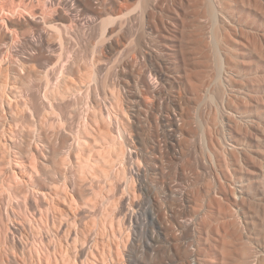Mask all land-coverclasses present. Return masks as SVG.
Masks as SVG:
<instances>
[{"label": "rangeland", "instance_id": "rangeland-1", "mask_svg": "<svg viewBox=\"0 0 264 264\" xmlns=\"http://www.w3.org/2000/svg\"><path fill=\"white\" fill-rule=\"evenodd\" d=\"M53 1L55 3H53ZM88 1L89 0H52L53 7H54L53 9H50L52 11L49 10V11H46L45 13H42L44 16L54 15L55 13L53 14V11H55V9H56L55 12H57V10H58V12H60L62 10V13L61 12L60 13L62 15H65L66 17H69V18H67L69 21H65L66 23L61 22L62 25L64 23L65 30H67V31H65L63 29L64 27L61 24H59V26H61V31L63 30L61 32L60 40H59L58 39L59 36H57V34H55V33L52 34L50 32H49L50 34L49 33L46 34V32L45 33L42 32L40 30L41 29L40 24L38 23L39 25H37L33 21L29 22L30 25L27 26L29 28H25L22 30V34L25 35V33H26V35L30 37L29 39L24 38L18 34L17 35L15 34L16 36L14 37L13 36L14 33L11 34V36L13 38L11 36H8L9 37L8 38L6 36L7 34H5V33H3L4 35H2L1 32H5V30H6V29H4L6 27H4V22L2 21L3 19H7V20H12V18L14 20H18L19 18L20 19H26V16L29 17L30 16L29 14H31V13H28V15H27V13H21L17 10H14V8H16V7L13 8V6H15L16 4L12 0H0V19H1L0 22H3V24L0 23V24H2V25H0V55H2V57L4 56L7 60L6 63H3L2 65L0 64V95L2 96V94H3L2 92L4 91L3 86L5 85L4 87L6 89V94L8 96V98H6L7 99L6 101H8V103L6 104V108H5L6 113L2 112V108L0 107V175H1L0 176V182H1V184H0V201H1L0 202V209H1L2 213L4 214L8 210H11V211L16 210L17 212H19V213H17V215H19L17 220L19 222L18 221L17 222L20 223L24 227V229L27 231V232H25V236L28 234L27 237H30L29 235L40 237V233H39L40 230L36 227H39L40 222L43 224V221L40 220V222L39 221L35 222L32 220L30 224L28 223L30 225V226H28V224H26V222L22 218V212L20 213V210L19 209H18L19 211L17 210V206L24 205L23 200H25L24 197L27 195L25 193H27L26 191H28V190H30L29 192H31V190H32V192L39 193V195H40V193H41V195L44 194L45 196L44 195L43 196L46 197V200L51 204V209L54 208V210H55V211L54 210H52V211H54V213H56V214L61 215L63 222H65L67 219L69 220V218L71 219V216L73 218V215H77V216H75L76 217L75 221H77V222L79 221V222L76 223V227H74V228L77 229L75 231H77L80 235H82L81 239L84 238L83 237L84 235L86 236L85 238H87V237L95 238L96 237L95 239L98 240V243L99 244L101 243L100 245L98 244V247H99V248H97L98 252L96 251L98 254L96 253L97 256L95 257V260H96V258H99V257L100 258L97 260H100V259L102 260L103 258H106V259L108 258L107 260H109L110 256H112L114 253H115V255L117 254L116 253V248H117V245H116L117 242L116 241H117V239L114 236L112 237V234L114 235L117 231L116 229L120 228L119 225L121 224V220H122V217L124 215V213H122L123 215L122 216L119 215V217H118V215L114 214L113 211L115 208H118L119 206H121V204H124L125 207L127 208L128 207L127 205H129V203L132 202L131 198H130V200H128L129 195L132 194V195H130V197H133L132 200L134 201V199H136L133 202V204H134L133 209L136 211V213L138 215L137 221L139 223L137 222V224H144L142 236L146 240L149 239L151 232L155 233L154 235L156 236L157 241L163 239V234L161 235V233L159 234V232H158L157 223L159 220L160 221L163 220L164 222H167L166 223L167 225L170 224L171 222H173L174 221L173 213L176 211V209L178 211L180 210L178 213H180L182 215V216L181 215L180 216L182 219H184L183 221L187 220L186 222H193V223H195V225H197V226H195V228L198 231L195 230V232L193 233V236H196V237H193L192 239H189V238L186 239L183 237L180 240H178V242H177L176 240H174L175 239L174 237L177 238L178 233L176 232V235H175L174 232H172L175 235V236L173 235L174 236L173 237L172 233L170 232L171 234L169 233L168 234L169 236H167V238L170 237V239L168 238L169 242L166 241V243H162V242H164V239H163L162 241H160L158 243V244H160L159 247H161V249L159 248L160 252L163 254H166L165 255L166 259H165L164 264H174L178 258V255L182 254V252L184 251V246H187L188 243L190 242L189 240H191V241L193 240V242H191V243H193V245L195 246L197 244L196 241L199 239V236H200V239L203 236L205 237V238L203 237L201 239V241H203L202 243H204V240L207 238V236H210L214 239H218L217 244H216V251L218 250V252L215 251V253H212L213 255H210V256L214 260L220 262L221 250L219 251L220 246L218 247V244L222 242L221 236H220L222 233V232L220 233L222 220L220 218H217V217H219L220 210H221L220 208H221V206L225 205V202H224V200H222L221 197L218 199L219 196L217 194L214 195V197H213V195H211V198H213L215 201H218V203H220V202H221V204L224 203V205H221V206L214 205L212 203L213 202L212 199H211L212 202L209 201L208 195H206V194H207V192L210 191V188H212V186H213L212 184L214 183V181L219 180V181H221V183H223V178L221 177L220 173H219V175H217V177L215 176L217 178L216 179L214 176H209V175L207 176L206 173L199 172L201 174H197V175L193 176L194 178L192 177L193 179L191 178L192 181H190L189 183H188V181H186L187 182L186 183L185 180H182V179H178L182 183H180L179 181H178V183L177 182L171 183L170 182L171 176L169 174H172V171L170 172L171 166L170 165L168 166V161L170 160V158H172V155L174 154V152L169 151L170 149H167L166 145L164 146L165 143H162V148L164 151V153L162 154L163 155L162 159H163V162L167 161V162H164L165 164L163 166V169H165V168L166 169L164 170L165 172L162 171V173L160 172L161 174L158 172L159 175L158 174L155 175L153 172V167H152L153 161L155 158L153 159V155L151 157L150 154L148 156H150L152 159L149 157L145 158V157H147V155H145V157L143 158L142 157L143 151H141L142 148H141V146H139L140 144L142 145L143 141H141V140L145 138V135L148 132L147 131L148 124H149L148 118L144 119L145 117H143L142 112L141 113L139 112V109L141 111L142 108L139 107L138 104H136L137 102L135 103V101H132L133 98L131 100V91H133V89H134V87H133L134 84L131 83L132 80H130V79L127 80L126 78L124 79V77H126V75L129 72L131 73L132 70H135L136 72L141 71L140 73L143 72L144 74H148V72L151 70L152 63H153V60L150 57L151 55L149 56L148 54L153 53L152 52L153 50L151 51V49H153L155 47L157 48L158 43H156V42L157 41L159 42L161 39V38L159 39V34L161 35V34L165 33V31L162 28H164L166 26L171 28L170 29L171 31H174V32L176 31L175 33H173V32H171V33L173 35L175 34V36L177 38H175V37L174 38L176 39L177 42L172 43V45H174V47H170V48L165 49V50L167 52H172L173 48H175V50L177 52V56L178 57L180 56V61L182 59L184 60V61L182 60L181 63L182 62H184V64L187 63L186 70L188 69V71H186V72H188V75L186 77H188L191 74V76H189V77H190L191 81L193 82V84L195 83L194 85H198L200 83L202 84L204 77L206 78L205 75H207L209 78L210 75H212L214 72H217L216 65L214 64L215 63L214 57L216 54L213 53V50L215 52V48H214L215 46L212 44L213 42H211L212 39H211V36L209 35L210 34L209 31L211 30L209 28L213 25V23L211 25L212 20L207 15L206 7H205V5L207 4L206 1L199 0V1L195 2V1L191 0V1H193V2H191V1L187 0V1H189V2H187L186 0H183L182 3H181L182 0L181 1H179V0H172L171 1L170 0V2H169V0H146L147 2L145 0H144V2H143V0H141V1H139V0H127L126 1L125 0L126 2L123 1L121 6L122 5L124 6V3H125V6L122 7L123 9L120 11V13H124V14L126 13L129 15H124L126 17V18L124 17L125 24L122 20V22H123L122 23V29L120 30V33H121L120 34L121 35L120 36V42H121L122 47L117 50L118 52L114 53L116 55V57H115V55L112 54L113 56L111 55L112 57L110 56L109 59L108 58L105 59L101 55V52H100L102 45H101V43L99 45V42H101L100 38H102L103 33L101 32L100 29H98V25H97L100 22L99 20H101V16L99 17V13H119V12H116V10L114 11V9L109 7V6H108L109 8L107 7L109 12H108V10H105L106 12L105 11L102 12L100 7L95 6L96 5L95 3H93L94 6L89 7L87 4ZM93 2H95V1H93ZM142 2L147 3V5H148L147 7H149V8H147L148 13L153 12L151 14V17H150L152 22L151 21L149 22V25H151V28L153 29L152 33H150V34H149L148 30L143 31L144 28L141 27V24L139 22H137V21H139V19H137V18L140 15L138 13H141V12L145 13L144 10L142 11V8L140 7L141 6L140 3H142ZM173 2H174V4H173ZM194 2L197 3L196 4V10L193 7ZM226 2H225V4H226L225 7H226V9L228 8L227 9L228 11L227 10L226 11H227L228 15L232 14V16H233V18H232V16L231 17L228 16L227 17L228 19L232 18V19H234V21H238V22L240 21V23L243 26H245V25L247 27L248 26L251 27L252 25L253 26L251 28L252 30L248 29L250 31L242 30L243 34H241V31L239 32L237 30L239 32V34H241L239 36L238 32L236 35H233V34H235L234 33L235 31L230 30L232 32H229L228 25H226L228 32H223L222 34H223V36L227 35L226 37L229 36L228 38L225 37V39L227 40L226 42H228V46L230 47V49L232 48L231 50H234V52L233 51L232 52L235 54V57H237L236 63H238V65L242 67L244 65L243 64V61H244L245 65L243 67L245 68V70H247L249 67L251 69L255 70L258 60H257L256 55H255L256 49L253 45V42H254L253 36L256 34L253 33L252 31L255 32V31L259 30L258 33H260V34L264 33V32H262V30L264 31V27H260L258 29V27L256 25V18L258 17L259 13L264 12V9L261 5L262 3H261V1L258 2L257 0H228ZM169 3L170 4L172 3V4L169 5ZM181 4H183V6H181ZM229 4H230V6H228ZM109 5H111V4H109ZM173 5H175V7ZM176 5L179 8H177ZM59 7H61V8H59ZM170 7H172V8H170ZM193 8H194V11H196V13H200L201 17H203V18H200V20H201L200 25L202 28L206 29V30L204 29V31H203V29L199 25V28L202 29L199 32H201L202 34L200 37L196 36V38L197 39L200 38V40H201V39H204V38H202V36L203 37L205 36V38L207 37V39H208V40L207 39L206 40L209 41V43L207 42V45L212 44L211 46H207L206 47L207 49H206L205 47H203L205 45V43H204L205 39L203 40V43L200 42V44L197 46L201 47L200 45L202 44V49L199 48L202 52L199 49H196L197 51L194 50V48H196L197 46H194L191 43V42H193L192 40L194 39L193 36H195L197 33H199L197 31L194 32L195 31V30H193L194 28L192 29L190 27L191 25L189 23L190 22L189 21L190 16L188 14H190V12L193 11V10H191ZM147 10H145L146 13H147ZM16 11L18 13H14ZM173 12H174V14L175 13H183V14L186 13L183 16V17H185L184 23L180 24V21L177 20L176 23L178 25L176 24V25L170 26L169 21L173 19L172 17H174ZM63 13H65V14H63ZM136 13H137V15H136ZM158 13H160V14L158 15ZM217 13H224V12H221V11L219 12L217 10ZM152 16H154V20H153ZM205 16H206V18H205ZM131 18H132V20H131ZM135 20H137V21H135ZM31 22H33V23L31 24ZM163 24H164V27H163ZM182 24H184L183 27L185 26V28H183V27L181 28ZM93 25H94V27H93ZM96 25H97V27H96ZM132 25H134L135 27ZM208 26H209V28H208ZM95 27H96V29H95ZM229 29H230V27H229ZM39 30H40V32H39ZM180 30L181 31L184 30L182 32V34H180V32H181ZM137 31L139 33L142 31L143 33L141 32V34H139ZM202 31L208 32V34L206 33L207 34L206 35ZM129 32H131V33L129 35H127ZM76 33H78V34L80 33L81 35H83L82 37H84V34H85V37H84L85 39H83V38L80 39L79 37H81V35L79 34L80 35L79 36ZM157 33H159V34H157ZM244 34H246V35H244ZM27 36H25V37H27ZM139 36H141V37L144 36L141 39H145V41L148 43L149 47H150V44L152 42L151 40L154 39L153 42L155 40H157L155 43L151 44L152 46L154 45L155 47L151 46L150 47L151 49L149 47L147 48V55H145L144 61L142 60L143 62H141V61L139 62V59H138L139 57L135 53L130 54V52L132 51V49H130V48H132L130 46V44L134 43V41H138ZM135 38H138V39L136 40ZM230 38H233L234 41H233V39H230ZM32 39H33V41H32ZM60 41H62L61 45H60ZM194 41H197V40H194ZM251 44H252V46H251ZM212 47H213V49H212ZM253 47L255 50L253 49ZM125 49H127V50L129 49V50L127 51ZM148 49H150V50L148 51ZM192 49L194 50L195 53H197V55H200L199 57H201V58H198L197 55H195V56L198 59L195 58V56H194L195 53L192 52L193 51ZM236 52H237V54H236ZM127 53L130 55L128 56ZM132 55H134V57ZM124 56H125V58H124ZM202 56H203V58H202ZM2 57H1V59H2ZM181 57H184L185 59L181 58ZM191 58H193V59H191ZM117 59L121 60V62L119 64H124L126 62L132 61L133 65L136 68L135 67L134 68L128 67L129 69L125 68L123 72L124 73L127 72V73L123 77V76L119 75L121 73L118 72V70H117V68L119 69L121 66L119 64L118 65L116 64L119 62V60H117ZM209 59H211V60H209ZM205 62H206V64H205ZM142 63H143V65H142ZM207 63H208V66H207ZM130 64H131V62H130ZM184 64L182 63V65H184ZM203 64H204V66H203ZM241 64H243V65H241ZM124 65H126V64H124ZM133 65H132V67H133ZM109 68L111 69V71L113 69H115V70H113V72L115 71L114 72L115 74L110 71V72H108V77L106 78V75H107L106 69H109ZM144 70L145 71L148 70V72H145ZM205 72H207V73H205ZM224 72H226V69ZM109 73H111V75L113 77L109 76L110 75ZM226 73H224V74H226ZM104 75H105V77H104ZM115 75H117V76H115ZM226 75H230V74L227 73ZM226 75H224L225 77L224 76L223 77L226 78ZM186 77L184 80L187 79ZM246 77H248V76H246ZM199 78H200V80H199ZM201 78L203 79L202 81H201ZM99 80H101V81H99ZM125 80H127V81H125ZM116 81H117V83L120 81L119 84L127 89L126 95L123 96V94H122V95H120V98L118 96H116V98H115L112 95L115 93V92L113 93L112 88H115L114 85L116 84ZM128 81H129L130 85H129V83H127ZM206 81H207V78L205 79V82ZM104 82H106V85L104 84ZM124 82H126L127 84ZM110 84H111V86H110ZM103 86H104V88H103ZM109 86L111 87V89ZM94 88H96V89L94 90ZM186 88L188 89V86L185 85L184 88L182 87V89H179L176 92L175 91L169 92V95L170 94L171 95H180L181 97H184L185 93H186V95H188V90ZM55 89H57V90L55 91ZM109 89L112 92L109 91ZM183 89H185V90H183ZM115 90H116V88H115ZM186 90H187V92H186ZM61 92H64L65 94H61ZM50 93H52V94H50ZM110 93H112V94H110ZM45 95H46L47 99H43V98H46ZM49 97L51 98V100ZM52 97H54V98H52ZM112 98H115L114 99L115 100L114 106H116L115 107L116 109L118 108L117 107L118 103H120L119 108L120 107L123 108L127 102L126 106L127 105L128 106L126 107V109L128 108L127 113L130 116L131 115L133 116V114L135 116L137 115L136 117H138V118L142 116L141 117L142 121L140 120V118L137 119L133 116V119H134L135 123L138 124V126H140L143 123H144L143 125L146 124L144 126V128H143V125L140 126V128L142 127L141 129H144V130H141L139 127H137V130H136L137 132H136V135L134 137V140H135L134 146H136V145L139 146L141 154H140L138 147L136 146V149H133V151L135 150V152L138 153V156L136 158L137 161L135 160L134 162L137 164V163H139V160L141 159L140 163L138 164L141 166H144L145 164L147 165V163L149 162L148 167L151 166V169L149 168L150 171H148V173L150 172L152 177L147 173L146 175H148L149 178L148 177L146 178V176H145V178H146V180H145L142 177L143 182L140 183V185H139L138 181H136L138 183L133 182L134 187L131 189H128L130 191V192L128 191L129 194H127V191L126 192H124L125 190L123 191V189H125V187H124L125 181L124 180L126 179V177H124L125 176L124 174L120 173L118 176L116 174V172H114L116 177H115V175H113L114 178L113 177L112 178H110V177L106 178L105 177V175H107L105 173H108L107 172L108 171L107 165L115 164V167H114L115 171H116V168L119 170V168L121 167L120 166L121 164L117 163V159H119V158H117V157H119L118 146L116 148H111V150L109 151V154H110L109 158H107V156H105L106 155L105 152L107 151V149H106V151L103 150V149H105V146L103 145L105 143L104 142L105 139L108 138L109 135L111 138L113 137V135L114 136L116 135L112 129L113 125L111 124L112 127L110 126V128H109V123L107 124L108 121L104 119L105 117H104V109L103 108L105 105L106 106L109 105L110 100H111V102H114ZM48 99H49V101H48ZM126 100H128V101H126ZM149 100H147V101H149ZM129 101H132V103L131 102L129 103ZM204 104L206 107L203 105L199 111H201L202 109L208 110L210 108L209 106H212L213 102L212 103L205 102ZM216 104L217 103L215 102L213 105L215 106ZM211 108H213V107H211ZM211 108L209 109V111L211 110ZM5 109H4V111H5ZM4 117H5V119H4ZM143 119L147 120V121H144ZM138 120H140V122ZM137 122H139V123H137ZM196 124L197 123H195V127H197ZM198 128H199V126H198ZM198 128H195V130L197 129L196 133L199 134ZM104 137H105V139H104ZM83 139H85V140H83ZM138 140L141 142H139ZM79 141H81V143L84 141L83 145H79ZM136 141H138V142L136 143ZM199 141H200L199 138L195 137L193 142H192V145H193V147L195 146L196 149L198 148L200 150L201 148H200L199 143L201 141L200 142ZM35 145L39 151L41 150L40 154L42 153L43 155H45V156H43L41 154L42 157L45 158L44 159L45 161L43 159H41L40 157H39L40 159L38 158V161H37V159H35V160L33 159V156H32L33 152H32L31 147L32 146L34 147ZM29 146H31V147L29 148ZM78 146L83 147L82 149L86 148V150L84 149V151L81 152L82 150H79L81 147H78ZM98 146H100V147H98ZM42 148L43 149L45 148L44 149L45 151ZM112 149H114L115 152L118 153V155ZM49 152L51 154H49ZM28 153H30L31 155ZM72 154L75 157H73ZM76 154H78V155H76ZM102 154L104 155L103 158L100 157ZM139 154H140L141 158H139ZM25 155L30 160H28V159L26 160ZM28 155H30V156H28ZM76 156L82 157V160H81V158H80V160L78 158V161L75 160L78 163L81 162L82 165L78 164L77 162L74 161V159L77 158ZM29 157H31L32 160H34L35 162L32 161L31 158H29ZM62 159L64 161H67V162H63ZM102 159H103V161H102ZM104 159H106L107 161ZM114 159H116V160H114ZM150 159H151V161H150ZM58 160L63 162L64 166L62 163V165L60 167L61 162H59ZM68 160H69V163H68ZM94 160H96V161H94ZM113 160H114V163H113ZM18 161H20V162L23 161L21 163H24V168L20 167V162H18ZM39 161L41 162L40 165L38 164ZM32 163L38 164V165L36 164L37 166L35 165L37 170H35V169H34V171L31 170V168H33L34 165H32L33 166L32 167L29 164H32ZM55 163H57V164H55ZM116 163H117V165H116ZM15 164L16 165L18 164L17 168L13 166ZM84 164L90 165V166L84 167V169H82L83 168L82 166H85ZM25 165H28V167H26ZM76 165H79V167L81 166L79 169L82 172L84 170L87 174H85V172H83L81 174L80 173L81 171L76 170L77 169ZM57 166H58V168H57ZM117 166H120V167H117ZM70 167H71V169H70ZM85 168H86V170H85ZM87 168L91 169L92 171L88 170ZM10 169H11V172H9ZM12 170H14L16 175L13 174L14 172ZM71 171H73V172H71ZM229 172H230L229 175H232L231 171H229ZM1 173L3 174V176ZM10 173H12V174H10ZM36 173L37 174L39 173L40 175L38 174V176H36L35 175ZM225 174H226V172H225ZM7 175H9L8 176L9 178L12 177V175H13V177L9 179L7 177ZM79 175H81V176H79ZM87 175H88V177H87ZM16 176L19 179H17ZM32 176H34V177H32ZM35 178H36V180H35ZM177 178H179V177H177ZM14 179H16V180H14ZM162 179H164V180H162ZM167 179H169V180H167ZM197 179H199L198 182L197 181L195 182V180H197ZM9 180H11V181H9ZM167 181H169L170 183L169 182L167 183ZM7 183H9V184H7ZM19 183L22 184L23 186L20 185ZM10 184L12 186H9ZM133 184H132V186H133ZM169 184H171V186L174 187L173 188L174 190L170 189L172 187ZM25 185L28 187H26ZM6 186L7 187L9 186L10 188L9 187L7 188ZM15 187H16V189H15ZM23 189L25 192L23 191ZM189 189H190V191H189ZM14 190H16V191L14 192ZM170 191H172L174 193H171ZM12 192H13V194H12ZM18 192H19V194H18ZM20 193H22V194H20ZM68 193L71 194L73 196V198H75V201H73V203L67 204L65 197H66V195L70 196ZM185 193L190 197L191 202H190V200L185 199V197L187 196V195H185ZM7 194H10V195H7ZM14 194H15V196H13ZM16 194H17V196H16ZM178 194L182 195L181 196L182 198H180V196ZM10 196L12 197L11 199L8 198ZM197 196H199V197H197ZM126 197H128V198H126ZM161 197H162V199H161ZM189 197H187V198H189ZM195 197H197V198H195ZM120 199H121V201H120ZM179 199H181V200H179ZM183 199H185L186 201ZM9 200L12 202L9 203ZM139 201H140V203H139ZM180 201H181V204L183 202L184 206L183 205L181 206ZM2 202H4V203H2ZM75 202L77 205H75ZM6 204L8 207L6 206ZM135 204H136V206H135ZM2 205H5V206H2ZM246 205L248 206L247 209L245 207ZM254 205H255L254 203H245L244 207L242 205L240 208H237V209L233 208L232 210L235 211L238 215H240V211H241V213L244 212L246 215H248V213H249V215H250V213H252L253 221L255 222L256 225H258L255 229L258 228L257 230H260L259 228L262 226L261 225L262 224L261 223L262 212L259 211V210H261L260 208L258 209V207L256 205H255V207H256L255 208ZM88 207L90 208V210H87V209H89ZM112 207H114V208H112ZM211 207H213V208H211ZM2 209H4V210H2ZM206 210H209L211 212L210 215L212 214L213 218L209 217L210 215H206V213L208 214V212H209ZM255 210H256V212H255ZM11 211H8V212H11ZM16 211H14V212H16ZM82 211L83 212L85 211V213H83ZM247 211H248V213H246ZM171 212H173V213H171ZM260 212H261V214H260ZM71 213L73 215H71ZM109 213H111V214H109ZM218 213H219V215H218ZM99 214H101V216ZM202 214H204V215H202ZM62 215H63V217H62ZM163 216H164V218H163ZM61 218H60V221H61ZM111 219H113V220H111ZM117 221H119L120 223ZM37 222H39V223H37ZM168 222H170V223H168ZM22 223H24L25 225ZM109 224H112L111 225L112 228H109V227H111V226H109ZM219 225H220V227H219ZM168 226H170V225H168ZM55 227L56 226H54V228ZM197 227H198V229H197ZM263 227H264V225H263ZM64 229L61 231V233H59V235H58L59 239L58 240H56V239L53 240L51 236H50L51 237V239H50L49 235H48V237H47L48 241L47 240L45 241L46 243H44V247H43L44 249L41 248L43 250L42 251L43 255L46 256V259H45L46 262L49 261V263H46L45 260H43L44 264H53V263L54 264H56V263L57 264H64L65 262L67 264L69 262L73 263V261H71V260H73V258H74L73 255H75V252L73 251V253H72V251L71 250L69 251L65 246L64 247L61 246V248H60V245L57 244L59 242L64 244V242L66 240V238H65L66 234H65ZM110 229H113V231H111ZM262 229H264V228H262ZM211 230H213V232ZM56 231H57V229H56ZM93 231H95V232H93ZM111 232H112V234L110 235ZM254 232H257V231H254ZM219 233H220V235H219ZM93 235H94V237H92ZM160 235H161V237H160ZM218 236H220V237H218ZM210 237H208L207 239L209 240ZM171 238H174V239H171ZM110 239L111 240L113 239V240L111 241ZM170 240H172L171 243H170ZM49 242L50 243L52 242V244L49 245L50 244ZM172 243L173 244L175 243V244L173 245ZM191 243H189V244H191ZM2 244L3 243H1V245H0V256H1L0 261H2V262H0L1 264H4V263L7 264L6 259L8 258V256L10 259V255H12L13 253H15V255H16V261L18 264H24V263L25 264H37L38 260H36L37 257L33 253L34 251L31 249V246H30V248H29V246H27L28 247V249H26L27 251L25 250V252H23V253L20 252V254H19L18 252L12 250L11 245L4 243L3 244L4 246H3ZM219 245H221V244H219ZM49 247H50V249H49ZM54 247H56V248H54ZM199 248L200 249L198 251V256L200 255L201 256L200 258H203V256L206 258L208 253L205 251V249L204 250L202 249V248H205V246L204 245L202 246L200 244ZM45 249L46 250L49 249V253H48L49 255L45 254ZM53 249H54V251H53ZM56 249L59 252H57ZM175 249H177V250H175ZM50 250H51V252H50ZM201 250H203V252H200ZM112 251H113V253H112ZM101 252H103L104 254H102ZM29 253H31V255ZM217 253H218V255H217ZM47 255L50 257H48ZM101 256H103V258ZM218 257L220 260H217ZM152 259H154V258H152ZM55 260H57V262ZM139 260H143V259L141 258ZM170 260H172V261H170ZM190 263L195 264V260L194 259L190 260Z\"/></svg>", "mask_w": 264, "mask_h": 264}, {"label": "bare ground", "instance_id": "bare-ground-1", "mask_svg": "<svg viewBox=\"0 0 264 264\" xmlns=\"http://www.w3.org/2000/svg\"><path fill=\"white\" fill-rule=\"evenodd\" d=\"M12 1L16 4L15 6H13V8L16 7V8H14V10H17L21 13H27V15H28V13H31V14H29L30 15L29 17L26 16V19H20V18H19L20 20L19 19L14 20L13 18H12V20L3 19L2 21L4 22V27H6L4 29H6V30H5V32H1L2 35H4L3 33H5V34H7L6 36L8 37V36H11L12 33H14V35H13L14 37L18 34L24 38L29 39L30 37L27 36L26 33H25V35L22 34V30L25 28H29V27H27L28 25H30L29 22L33 21L37 25L40 24V26H41L40 30L42 32H44V33L46 32V34H48L49 32L52 34L55 33V34H57V36H59L58 39L60 40V35H61V32L63 30L61 31V26H59V24H61V22L66 23L65 21H69L67 19L69 17L62 15L61 9H60L61 11L59 10L61 13L58 12V10H57L58 13L55 12L56 11V9H55V11H53V14L55 13L54 15L44 16L42 14V13H45L46 11H49L50 9L54 8L53 7V3H55L54 1H53V3H52V0H12ZM93 1H95V2H93ZM123 1H125V0H89L88 3L86 2L89 7L94 6L93 3H95L96 4L95 6L100 7L102 12L105 10H108L109 7L113 8L114 11L116 10V12H119V13H99V17L101 16V20H99L100 22L97 25H98V29H100L101 32L103 33L102 38H100L101 42H99V45L101 43L102 46H101L100 52H101V55L105 59L106 58L109 59V57L112 54L115 55L114 53L118 52L117 50L122 47L121 42H120V36H121L120 30L122 29V23L124 22V17H125L124 15H129L126 13L125 14L120 13V11L123 9L122 7L125 6V3H124V6L123 5L121 6ZM139 1H141V0H139ZM179 1H181V0H179ZM189 1H191V0H189ZM189 1H187V2H189ZM193 1L197 2L199 0H193ZM193 1H191V2H193ZM204 1H206V3H207L205 5L207 15L212 20L211 25L213 23V25L212 26L210 25L211 26L210 28L208 26V28L211 29L210 30L211 32L209 31V33H210L209 35L211 36L212 41L211 40L210 41L213 42L212 44L215 46V47L213 46L215 48V52L213 50V53L216 54V55L214 54L215 55V57H214L215 63L214 64L216 65V69H217V72H214L215 74L213 73L212 75H210L209 78L207 75L204 74L207 78L206 82H205L206 78L204 77V80L201 78V81L203 80L202 84L200 83L201 85L198 83H197L198 85H194L195 83L193 84V82L191 81V79L189 77V76H191V74L188 77H186L188 75V72H186V71H188V69L186 70L187 63L184 64V62H182L184 64V65H182L181 61L183 59L180 61V56L179 57L177 56V52H176L175 48H173V51L171 50L172 52H167L165 50V49H168L170 47H174V45H172V43L177 42L175 39L177 37L175 36V34L173 35L171 33V32L175 33L176 31L175 32L171 31L170 30L171 28H169L167 26L164 27V24H163L164 28H162V29L165 31V33L161 34V35L159 33H157V34H159V39L161 38L160 41L158 42L157 40H155L153 42L154 39L151 40L152 41L151 44L155 43L157 41L156 42V43H158L157 48L154 45L152 46L150 44V47L151 46L155 47V48L151 49L148 46V43L145 41V39H141L144 36H142V37L139 36L138 41H134V43H131L132 45L134 44L133 46L130 44V46L132 47V48H130V49H132V51L130 50L132 52V53L130 52V54L135 53L139 57V58L137 57L139 59V62L144 61L145 55H147V48L148 47L151 49V51L153 50L152 54H148L149 56L151 55L150 57L153 60L151 70L149 72H148L149 69L147 71L144 70L145 72H148V74H144L143 72H142L143 73L142 74V73H140L141 71L136 72L135 70H132V71L130 70L131 73L129 72L130 74L128 73L129 75L127 74L126 77H124L125 74L127 73L126 71H125L126 73L123 72L125 68H128V67L134 68L135 67L133 65V62L130 61L131 64H130V62H126V63H124L126 65H124V64H119L121 62V60L117 59V60H119V62L116 60L118 63H116V62L115 63L117 65L118 64L121 65L119 69L117 68L118 72L121 73L119 75L123 76L124 79L126 78L127 80L128 79L132 80L131 83L134 84V86H133L134 89L132 88L133 91H131V100L133 98L132 101H135V103L137 102L136 104H138V106L142 108L141 111L139 109V112L140 113L142 112L143 117H145L144 119L148 118V123H149L148 128H147L148 132L146 133L145 138L141 140V141H143L142 145L140 144L139 146H141V148L143 149V150L141 149V151H143V156H142L143 158L145 157V155H147V157H145V158H148V157L151 158L152 155H153V159L155 158L153 161V165H152L154 174L157 175L158 172L162 173V171H164L166 169V168L163 169V166L165 164L164 162H167V161L163 162V159H162L163 158L162 154L164 153L163 148H162V143H165L164 146L166 145V148L170 149L169 151L174 152V154L172 155V158H170V160L168 161V166L169 165L171 166L170 172L172 171V174H169L171 176V177L169 176L171 183H174V182L178 183V181L180 183H182L178 179L185 180V182L188 181V183H189L190 181H192L191 178L193 176H195L197 174H201L199 172L206 173L207 176L209 175V176H214V177L215 176L217 177V175H219V173H220L221 177L223 178V183H221V181H219V180H216L212 184L213 186H212V188H210V191L209 192L206 191L207 192L206 195H208V198H209L208 200L211 201V199H212L213 202L212 201L211 202L214 205L221 206V205H224V203L223 204H221V202L218 203V201H215L213 198H211V195H213V197H214V195L217 194L219 196L218 199L221 197L222 200H224V202H225V205L221 206V208H220L221 210L219 209L220 215L218 213L219 217H217V218H220L222 220L221 221L222 225H221V230H220V233L221 232L222 233H221V235L219 233V235L221 236L222 242L219 243L221 245L218 244V247L220 246L219 251L221 250V253H220L221 260L219 259V257L217 259V260H220V262L214 260L210 256V255H213L212 253H215V251H216V244H217L218 239H214L210 236H207V238L210 237L209 240L207 238L205 240L203 239L204 243H202L203 241H201V239L204 236L201 239L199 236V239L196 241L197 244L195 246L193 245V243H191V242H193V240L192 241L189 240L190 241L189 243H191V244L188 243L187 246H184V251L182 252V254L178 255V258L176 261L174 260L175 261L174 264H191L190 260H192V259L195 260V264H264V229H262V228H264L263 227V225H264V33H261V34L258 33L259 30L255 31V32L252 31L253 33L256 34L253 36V38H254L253 45L256 49L255 55H256V58L258 61H257V66H256L255 70L251 69L250 67H249L250 69L248 68L247 70H245V68L243 67L245 65L244 61H243L244 65L241 64V65H243L242 67L239 66L238 63H236L237 57H235V54L233 53L234 50H231L232 48L230 49V47L228 46V42H226L227 40L225 39V37L227 35L223 36L222 33L228 32L226 25H228L229 32L235 31L234 32L235 34H233V35H236L238 31L239 32L241 31V34H243L242 30L250 31V30H252L251 28L253 25L251 27H249V26L247 27L246 25L243 26L240 23V21L239 22L234 21V19H232L233 18L232 14L228 15V13H227L228 8L226 9V7H225V5H226L225 2L228 0H204ZM257 1L258 2L261 1V3H262L261 5L264 9V0H257ZM143 2H144V0H143ZM143 2L140 3V5H141L140 7L142 8V11L144 10L145 13H142V12L138 13V14H140L139 17L137 16L138 17L137 19H139V21H137V20H135V21H137L141 24V27L144 28L143 31L148 30L149 34H150V33H152L153 29L151 28V25H149V22L151 21L150 17H151V14L153 12L148 13L147 8H149V7H147L148 6L146 3L147 1L145 2L146 4ZM169 2H170V0H169ZM182 2H183V0L181 1V3ZM195 2H194L193 7L196 10V4L197 3H195ZM109 4H111V5H109ZM171 4L169 3V5H171ZM173 4H174V2H173ZM183 4H181V6H183ZM173 6L175 7V5H173ZM228 6H230V4ZM59 8H61V7H59ZM170 8H172V7H170ZM177 8H179V7L177 6ZM194 8L191 9V10H193L192 12H190L191 15L188 14L190 16V18H189L190 22L189 23L191 25V26L190 25L189 26L192 29L194 28L193 29V30H195L194 32H196V31L199 32L202 29L204 31L205 28H202L200 25L201 24L200 18H203V17H201L200 13H196V11H194ZM145 10H147V13ZM217 10L219 12L221 11L224 13H217ZM17 11L14 13H18ZM50 11H52V10H50ZM108 12H109V10H108ZM63 14H65V13H63ZM159 14L160 13H158V15ZM173 14H174V12H173ZM185 14L186 13H184V14L183 13H175L173 15L174 17H172L173 19L169 21L170 26L176 25L177 20L180 21V24L184 23L185 17H183V16ZM136 15H137V13H136ZM228 16L229 17L232 16V18H230L231 20L227 18ZM152 17L154 20V16H152ZM205 18H206V16H205ZM122 20H123V22H122ZM131 20H132V18H131ZM3 22H0V23L3 24ZM33 22H31V24ZM64 23H63V25L62 24L61 25L64 27V28L63 27L62 28L65 30ZM2 24H0V25H2ZM124 24H125V22H124ZM94 25H93V27H94ZM97 25H96V27H97ZM134 25H132V26H134ZM183 25L184 24L181 25V28L183 27ZM199 25L202 29L199 28ZM256 25H257L258 29L260 27H264V12L259 13L258 17L256 18ZM96 27H95V29H96ZM229 27H230V29H229ZM183 28H185V26ZM248 29H250V30H248ZM40 30H39V32H40ZM230 30H232V31H230ZM65 31H67V30H65ZM183 31L184 30H182L180 32V34H182ZM141 32L140 33L138 32V33L141 34ZM239 32H238V34H239ZM262 32H264V31L262 30ZM130 33L131 32H129L127 35H129ZM203 33L208 34V32H203ZM76 34H78V33H76ZM201 34L202 33L199 32L195 36H193L194 37V39L192 40L193 42L190 41L192 43V45L197 46L200 44V42L203 43V40L205 39L204 43L206 46L203 44L204 45L203 47L206 48L207 46H211L212 45L211 43H210L211 45H209V44L207 45V42L209 43V41H207L208 40L207 37L205 38V36L204 37L202 36V38H204V39H201L202 41L200 40V38L199 39L196 38V36L200 37ZM241 34H239V36ZM244 35H246V34H244ZM25 36H27V37H25ZM82 36L83 35H81V37H79V38L85 39L84 38L85 34H84V37H82ZM228 37H226V38H228ZM138 38H135V39L137 40ZM230 39H233V38H230ZM194 40H197V41H194ZM32 41H33V39H32ZM233 41H234V39H233ZM61 42L62 41H60V45H61ZM200 46L201 47L197 46L196 48H194V50L199 49V48L202 49V44ZM251 46H252V44H251ZM213 47H212V49H213ZM254 47H253V49H254ZM150 49H148V51ZM125 50H127V49H125ZM194 50L192 52H194ZM130 54H128V56ZM236 54H237V52H236ZM195 55H197V53H195L194 56ZM0 56L2 57V55H0ZM132 56L134 57V55H132ZM199 56L200 55H197L198 58H201ZM1 57H0V59H1ZM115 57H116V55H115ZM197 57L195 56V58H197ZM124 58H125V56H124ZM181 58H184V57H181ZM202 58H203V56H202ZM191 59H193V58H191ZM209 60H211V59H209ZM6 61H7L6 58L3 56L2 59L0 60V64L2 65L3 63H6ZM205 64H206V62H205ZM132 65H133V67H132ZM142 65H143V63H142ZM203 66H204V64H203ZM207 66H208V63H207ZM109 69H106V72H107L106 78L108 77V72L111 71V69L110 70ZM115 69H113V70H115ZM225 69H226V72L229 73L230 75H226L227 73L224 72ZM113 70L111 72H113ZM205 73H207V72H205ZM224 73H226V74H224ZM109 74H110L109 76H112L111 73H109ZM223 74L226 75V78H224L225 76ZM115 76H117V75H115ZM246 76H248V77H246ZM104 77H105V75H104ZM185 77L187 78L186 80H184ZM101 80H99V81H101ZM127 80H125V81H127ZM199 80H200V78H199ZM119 82L117 83V81H116V84L115 85L113 84L116 88V90H115V88H112L113 93L114 92L115 93L114 94L110 93L115 98H116V96H118L120 98V95L123 94V96H124V95H126V92H127V89L125 87L121 86L119 84ZM124 83H126V82H124ZM127 83H129V81ZM104 84L106 85V82H104ZM129 85H130V83H129ZM185 85L188 86V89L186 88L188 90V95H186V93H185L184 97H181L180 95H171V94L169 95V92H171V91L176 92L177 90L182 89V87L184 88ZM4 86H3L4 91L2 92L3 94H2V96L0 95V107L2 108V112L6 113L5 108H6V104L8 103V101H6L7 100L6 98H8V96L6 94V89ZM110 86H111V84H110ZM103 88H104V86H103ZM95 89L96 88H94V90ZM110 89H111V87H110ZM110 89H109V91H111ZM56 90L57 89H55V91ZM183 90H185V89H183ZM187 90H186V92H187ZM52 93H50V94H52ZM61 94H65V93L61 92ZM45 97H46V95H45ZM54 97H52V98H54ZM115 98H112L114 102H111V100H110L109 105L108 106L105 105L103 108L104 109V117H105V118L104 117L103 118L108 121L107 124L109 123V128H110L111 124L113 125L112 129H113L114 133L116 134L115 136L113 135L112 138L110 137V135L106 139L104 137L105 143L103 145L105 146V149H103V150L106 151V149H107L106 152L109 154V151L111 150V148H116L118 146L119 157H117V158H119V159H117V163L121 164L120 165L121 167L117 166L120 168H119V170L116 168V171H115L114 170L115 164L107 165V167H108L107 172L108 173H105V174H107V175H105V177L106 178H109V177L112 178L113 175H115L114 172H116V174L118 176L120 173L124 174L125 175L124 177H126L125 180L123 179L125 181V183H124L125 189H123V188L122 189H123V191L125 190L124 192L127 191V194H129L128 189H131L134 187L133 182L138 181L139 185H140V183L143 182L142 177L145 180L147 177L149 178V176L146 174L148 173V171H150L151 166L148 167L149 162L147 163L146 161L145 162L147 163V165L146 164L144 166L138 165L140 163L141 159L139 160V163H137V164L134 162L138 156V153L135 152V150L133 151V149H136V146H137V145L134 146V141H135L134 137H135L136 132H137L136 131L137 127L140 128V126L143 125L144 123L141 124L140 126H138V124L135 123L133 116L137 119L140 118V120L142 119L141 118L142 116L139 118L136 117L137 115L135 116L134 114H133V116L132 115L130 116L127 113L128 108L126 109V107L128 106V105L126 106L127 102H126L125 106L123 107L124 109L122 107L119 108L120 103H118V105H117L118 108L116 109L115 108L116 106H114L115 105L114 104ZM43 99H47V97L43 98ZM50 100H51V98H50ZM147 100H149V101H147ZM48 101H49V99H48ZM126 101H128V100H126ZM132 101H129V103L130 102L132 103ZM205 102H207V103L213 102V104L216 102L217 104L215 106L213 104H212V106H209L210 108L213 107V108H211L210 111H209L210 108L208 110L202 109L201 111H199L203 105L205 106V104H204ZM4 109H5V111H4ZM4 119H5V117H4ZM140 120H138V121L140 122ZM144 121H147V120H144ZM139 122H137V123H139ZM195 123H197L196 124L197 127H195ZM145 125H143V128ZM198 126H199V128H198ZM194 127L199 129V134L196 133L197 129L195 130ZM141 130H144V129H141ZM195 137L199 138V140L201 141V142L199 141L201 149L199 150L197 148L199 151L195 148V146L193 147V145H192V142H193ZM83 140H85V139H83ZM138 141H136V143ZM141 141H139V142H141ZM83 142L81 143V141H79V145H83ZM139 146H137V147L140 151ZM30 147L31 146H29V148ZM78 147H81V146H78ZM98 147H100V146H98ZM31 148H32V152H33L32 156H33L34 160L37 159V161H38L39 157L43 160L45 159L44 157H42L43 154L42 153H41L42 155L40 154L41 150L39 151L38 148L36 147V145L34 147L32 146ZM82 148L83 147H81L80 149L78 148V149L82 150L81 152H83L84 149L86 150V148H84V149H82ZM112 150L115 152L114 149H112ZM141 151H140V154H141ZM106 152H105V154H106L105 156H107V158H109L110 154L108 155ZM118 153H116V154L118 155ZM28 154H30V153H28ZM49 154H51V153L49 152ZM140 154H139V158H141ZM149 154L151 155V157L148 156ZM30 155H28V156H30ZM76 155H78V154H76ZM102 155L100 156L101 158L104 157V155L103 156ZM43 156H45V155H43ZM72 156L75 157L73 154H72ZM31 157H29V158H31ZM78 158H79V160H80V158L82 160V157H77V158H75V159L73 158V159H74V161L75 160L78 161ZM27 159H28V157L26 156V160ZM151 159H150V161H151ZM28 160H30V159H28ZM31 160H32V158H31ZM34 160H32V161H34ZM104 160H106V159H104ZM114 160H116V159H114ZM114 160H113V163H114ZM58 161L61 162L60 160H58ZM77 161H75V162H77ZM94 161H96V160H94ZM102 161H103V159H102ZM18 162H20V161H18ZM21 162H23V161H21ZM21 162H20V167L24 168V163H21ZM63 162H67V161L63 160ZM63 162L60 163V167H61ZM37 163L29 164L31 166L34 165V167L32 166L33 168H31L29 166L32 171H34V169L37 170L36 166L38 164L39 165L41 164L40 161L38 164ZM68 163H69V160H68ZM117 163H116V165H117ZM55 164H57V163H55ZM78 164L82 165L81 162H79ZM17 165L15 164L13 166L17 168ZM25 166L28 167V165H25ZM63 166H64V163H63ZM76 166H77L76 170L81 171L79 169L81 166L80 167H79V165H76ZM88 166H90V165L82 166L83 167L82 169H84V167H88ZM57 168H58V166H57ZM70 169H71V167H70ZM85 170H86V168H85ZM88 170H91V169H88ZM12 171L14 172V170H12ZM229 171H231L232 175H229L230 174ZM9 172H11V169ZM71 172H73V171H71ZM83 172H85V171L83 170ZM83 172L81 171L80 173L82 174ZM225 172H226V174H225ZM12 173H10V174H12ZM13 174H15V172ZM38 174L36 173L35 175L38 176ZM85 174H87V173L85 172ZM148 174L151 176L150 172ZM2 176H3V174H2ZM8 176L9 175H7V177ZM34 176H32V177H34ZM79 176H81V175H79ZM145 176H146V178H145ZM12 177H13V175H12ZM12 177H10V178H12ZM87 177H88V175H87ZM115 177H116V175H115ZM177 177H179V178H177ZM16 178H17V176H16ZM17 179H19V178H17ZM14 180H16V179H14ZM35 180H36V178H35ZM162 180H164V179H162ZM167 180H169V179H167ZM198 180L199 179L195 180V182L196 181L198 182ZM9 181H11V180H9ZM138 182H136V183H138ZM168 182L169 181H167V183ZM0 184H1V182H0ZM7 184H9V183H7ZM132 184H133V186H132ZM20 185H22V184H20ZM169 185L171 186V184H169ZM9 186H12V185L10 184ZM26 187H28V186H26ZM173 188L174 187H172L170 189L172 190ZM15 189H16V187H15ZM15 191L16 190H14V192ZM23 191H24V189H23ZM29 191L30 190L26 191L27 193H25V194H27L24 197L25 200H23L20 197L23 200L24 205L21 204L22 206H20L18 204L19 206H17V210L19 209L20 213L22 212V218L24 219L26 224H28V223L30 224L32 220L35 222L36 221L40 222V220L43 221V224L40 222L39 227H36L40 230V232L37 230L40 233V237L31 236V235H29L30 237H27L28 234L25 236V232H27V231L24 229V227L20 223H18L19 221L17 220L18 216H19V215H17V213H19V212H17L16 210H14L16 212L8 210L11 212L7 211L8 213L6 212L3 214L1 209H0V245H1V243H3V244L6 243L8 245H11L12 250L18 252L19 254H20V252L21 253L25 252V250L28 249L27 246H29V248L31 246V249L34 251L33 253L37 257V259H36V260H38L37 264L38 263L44 264L43 260L46 259V256L43 255V252H42L43 250L41 248L44 247V243H46L45 241L48 239L47 238L48 235H49L50 239L52 237L53 240L54 239L58 240L59 239L58 235H59V233H61V231L64 228H65L64 231L66 234V237H65L66 240H65L64 244H62L61 242H59L60 244L59 243H57V244L60 245V248H61V246L62 247L65 246L69 251L71 250L72 253H73V251L75 252V255H73L74 256L73 260L70 259L71 261H73V263L69 262L70 264H164L165 259H166V257H165L166 254H163L160 252L159 248L161 249V247H159L160 244H158V243L160 241H162L163 239H164V242H162V243H166V241L169 242L168 238L170 239V237L167 238V236H169L168 234L170 232L171 233L174 232L175 235H176V232L178 233L177 238L174 237L175 235L173 233H172V236L174 235L173 237L175 239L171 238V239L176 240L177 242H178V240H180L183 237L186 239L187 238L192 239L193 237H196V236H193V233L195 232V230H196L195 226H197V225H195V223H193V222H186L187 220L183 221L184 219L181 218L182 215L180 213H178L180 210L178 211L176 209V211L174 213L171 212V213H173L174 221L173 222L170 221L171 223L168 222V223H170V224H168L170 226H168L166 224L167 222H164L163 220L162 221L159 220L157 223L158 232H159V234L161 233V235L163 234V239L157 241V238L154 235L155 234L154 232H151L150 236L148 235L149 239H147V240L144 239L142 236L144 224H137L138 215H137L136 211L133 209V207H134L133 202L136 199H134V201H133L132 200L133 197H130V195H132V194H130L128 200H130V198H131L132 202L129 203V205H127L128 207L126 208L124 204H121V206H119L118 208H115L113 211L114 214L118 215V217H119V215L122 216L123 215L122 213H124L122 220H121V224H120L121 226L118 224L120 228L116 229L117 231L114 235L112 234V232L110 233V235L112 234V237L114 236L117 239V241L114 239L117 242L116 243V245H117L116 253L117 254L115 255V253H114L112 256H110L109 260H107L108 258L107 259L103 258V256H101L103 258L102 260L101 259L97 260L100 257L96 258V260H95V257L97 256L96 253L98 252L97 248H99L98 247V244H99L98 240L95 239L96 237L95 238H90V237L85 238L86 237L85 235L83 236L84 238L81 239L82 235H80L77 231H75L77 229L74 228V227H76V223L79 222V221L78 222L75 221V219H76L75 216H77V215H73L71 213V215H73V218L71 216V219L69 218V220H68L66 218L67 220L66 221L64 220L65 222H63L61 215L54 213V211H55L54 208L51 209V204L46 200V197H44L45 195L43 193L42 194L44 196L41 195V193L39 195V193L32 192V190H31V192H29ZM189 191H190V189H189ZM170 192L174 193L172 191H170ZM12 194H13V192H12ZM18 194H19V192H18ZM20 194H22V193H20ZM180 194H178V195L180 196V198H182L181 197L182 195H180ZM7 195H10V194H7ZM69 195L70 196H67V195H66V197L64 196L66 198L67 204L73 203V201H75V198H73V196L71 194H69ZM185 195H187V194L185 193ZM11 196L8 198L11 199L12 198ZM13 196H15V194ZM16 196H17V194H16ZM187 197H189V196L187 195L185 197V199L190 200V197L189 198H187ZM197 197H199V196H197ZM197 197H195V198H197ZM126 198H128V197H126ZM161 199H162V197H161ZM185 199H183V200H185ZM179 200H181V199H179ZM120 201H121V199H120ZM11 202L12 201L9 200V203H11ZM190 202H191V200H190ZM2 203H4V202H2ZM139 203H140V201H139ZM245 203H254L258 207V209L259 208L261 209V210H259L262 212V215H261V217H262L261 218V223H262L261 225L262 226L261 227L259 226L260 227L259 229L261 231L257 230L258 228L255 229L258 225H256L255 222L253 221L252 213H250V215H249V213L247 211L246 213H248V215H246L244 212L241 213V211H240V215H238L235 211L232 210L233 208L234 209L240 208L242 205L244 207ZM180 204H181V201H180ZM75 205H77L76 202H75ZM182 205H183V202H182L181 206ZM255 205H254V207H255ZM2 206H5V205H2ZM6 206H7V204H6ZM135 206H136V204H135ZM245 207L247 209L248 206L246 205ZM112 208H114V207H112ZM211 208H213V207H211ZM2 210H4V209H2ZM52 210H54V211H52ZM87 210H90V208ZM206 211H209V210H206ZM255 212H256V210H255ZM261 212H260V214H261ZM83 213H85V211ZM210 213L211 212L209 211L208 214L206 213V215H210ZM109 214H111V213H109ZM99 215L101 216V214H99ZM202 215H204V214H202ZM212 216L213 215L211 214L209 217H212ZM62 217H63V215H62ZM60 218H61V221H60ZM163 218H164V216H163ZM111 220H113V219H111ZM39 222H37V223H39ZM117 222H119V221H117ZM22 224H24V223H22ZM29 224H28V226H30ZM111 225L112 224H109V226H111ZM54 226H56V227L54 228ZM219 227H220V225H219ZM109 228H112V226ZM56 229H57V231H56ZM113 229H110V230L113 231ZM197 229H198V227H197ZM196 231H198V230H196ZM211 231L213 232V230H211ZM254 231H257V232H254ZM93 232H95V231H93ZM161 235H160V237H161ZM220 236H218V237H220ZM92 237H94V235ZM171 242H172V240H170V243ZM51 244H52V242L49 245H51ZM200 244L202 246L203 245L205 246V248H202V249L203 250L205 249V251L208 253L206 258L203 255H202L203 258H200L201 257L200 255L198 256V251L201 248V247L199 248ZM54 248H56V247H54ZM49 249H50V247H49ZM49 249H47V250L45 249V254L49 253ZM51 250H50V252H51ZM175 250H177V249H175ZM203 250H201L200 252H203ZM53 251H54V249H53ZM56 251H57V249H56ZM57 252H59V251H57ZM216 252H218V250ZM101 253L104 254L103 252H101ZM112 253H113V251H112ZM29 254L31 255V253H29ZM217 255H218V253H217ZM48 257H50V256H48ZM0 258H1V256H0ZM141 258L143 260H139ZM152 258H154V259H152ZM8 259H9V256L6 259L7 264H18L16 261L15 253L10 255V259L9 260ZM55 261L57 262V260H55ZM170 261H172V260H170ZM0 262H2V261H0ZM45 262H46V260H45ZM46 263H49V261Z\"/></svg>", "mask_w": 264, "mask_h": 264}]
</instances>
